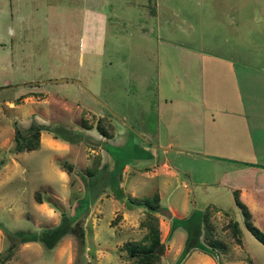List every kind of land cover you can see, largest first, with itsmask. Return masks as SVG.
Instances as JSON below:
<instances>
[{"label": "rangeland", "instance_id": "obj_1", "mask_svg": "<svg viewBox=\"0 0 264 264\" xmlns=\"http://www.w3.org/2000/svg\"><path fill=\"white\" fill-rule=\"evenodd\" d=\"M180 44L220 55L236 51L239 62L260 70L264 0H0V252L15 244L4 264H131L123 242L141 238L144 230L135 224L144 207L122 205L128 196L144 199L154 192L159 194L160 264H247L248 257L264 264V245L243 227L233 204L230 161L203 162L158 149V165L151 169L156 175L139 169L150 160L140 150L144 143L137 127L154 126L155 89L161 82L155 71L142 69L149 61L156 65L158 50ZM45 80L53 81L27 85ZM140 103H149L146 115L140 116ZM97 113L123 130L120 146L98 141ZM14 122L19 129L34 122L59 126L76 138L70 143L41 130L36 149L13 152ZM106 153L107 165L102 163ZM250 158L264 163V151ZM162 160L168 169L160 166ZM59 161L70 166L69 174ZM249 186L242 182L239 199L264 233V191L251 194ZM206 207L218 210L211 211L210 221L215 236L227 244L225 253L202 245L198 217ZM192 213L185 240L183 227L173 233L178 225L168 222ZM231 219L241 230L242 245L224 230ZM71 220L83 230L81 247L70 232L50 249L15 235ZM195 241L201 247L186 251Z\"/></svg>", "mask_w": 264, "mask_h": 264}, {"label": "crops", "instance_id": "obj_2", "mask_svg": "<svg viewBox=\"0 0 264 264\" xmlns=\"http://www.w3.org/2000/svg\"><path fill=\"white\" fill-rule=\"evenodd\" d=\"M174 47L158 50L156 65L149 61L148 68L142 69L155 71L161 82L155 89L154 126L137 127L144 143L139 145L140 150L145 160H150L139 169L144 170V175H156L151 169L158 165V149L192 154L203 162L224 159L234 166L229 169L234 174L230 188L243 194L242 182H249L248 192L262 193L264 163L253 161L250 156L264 151V67L258 70L257 66L239 62L236 51L220 55L183 48L182 44ZM149 103L139 104L140 116L149 111ZM99 116L104 115L97 113L96 118ZM112 127L111 137L102 139L98 134L101 138L97 139L108 147L120 146L123 130L114 124ZM152 138L158 139L154 142ZM110 158L106 153L102 163L107 165ZM160 166L168 169L164 160ZM126 168L124 164L122 172ZM179 229L176 227L173 233Z\"/></svg>", "mask_w": 264, "mask_h": 264}, {"label": "trees", "instance_id": "obj_3", "mask_svg": "<svg viewBox=\"0 0 264 264\" xmlns=\"http://www.w3.org/2000/svg\"><path fill=\"white\" fill-rule=\"evenodd\" d=\"M84 128L87 129L89 127L84 126ZM94 128L96 132L102 137L108 138L112 136L113 127L110 121L104 116H99L96 118ZM41 130L52 133V136L54 138L61 137L62 139L70 143H73L76 138L74 137V135H76L75 133H71L69 130H66L59 126L43 125L34 122L29 124L24 129H19L14 122L12 131V151L19 153L36 149L39 146ZM58 164L61 170H64L67 174H69V165H66L63 161H59ZM231 194L233 204L241 215L243 227L253 236V238H255L260 244L264 245V233L251 223L250 212L239 199L238 190H232ZM33 197L35 202H42L41 198L39 197L38 191H34ZM45 201L49 204L52 203L49 196L47 197V199H45ZM138 205H142L144 207V210L143 217L138 221L137 226L140 229H143L144 232L138 241L126 240L123 242L125 257L130 261L131 264H160V260L163 254V242L160 237V219L159 215L157 214L160 210L159 195L154 192L150 198L136 199L131 196L125 198V207ZM211 211L216 212L218 210L216 208L210 210L209 207H206L198 217V219H200V239L204 247H207L214 253L222 254L226 252L227 244L215 236L214 227L210 221ZM191 216H193V214L185 219H176L170 217L172 228H175L178 225L185 229L187 233L185 240L188 239L190 234L188 227L190 224L189 220ZM113 221L114 219L112 220V222ZM224 230L225 232L227 231L226 233L232 239L233 243L237 245L243 244L241 230L238 227L236 221H232V219L229 220L225 224ZM69 232L76 236L79 246L81 247L83 245V230L77 225L76 220L68 221L67 224L59 223L56 226L42 229L38 233H31L29 231H16L15 235L18 236L20 241L37 240L41 242L46 249H50L55 245V243L62 235ZM197 246L201 247V244L195 241V244L193 245L187 244L185 246V250L187 251L188 249ZM14 248L15 244L11 242L3 252H0V264H4L11 259L14 253ZM247 264H252L250 259L247 260Z\"/></svg>", "mask_w": 264, "mask_h": 264}, {"label": "water", "instance_id": "obj_4", "mask_svg": "<svg viewBox=\"0 0 264 264\" xmlns=\"http://www.w3.org/2000/svg\"><path fill=\"white\" fill-rule=\"evenodd\" d=\"M66 79L67 78H58V79H55V80L61 81V80H66ZM49 81H53V80H45V81H40V82H28L27 85H34L36 83H43V82H49ZM77 82L79 83V81H77ZM4 87H10V86H4Z\"/></svg>", "mask_w": 264, "mask_h": 264}]
</instances>
